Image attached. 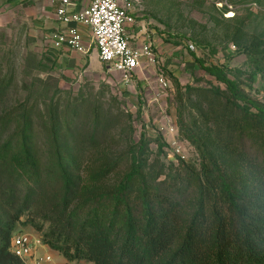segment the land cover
Segmentation results:
<instances>
[{"label": "trees", "instance_id": "trees-1", "mask_svg": "<svg viewBox=\"0 0 264 264\" xmlns=\"http://www.w3.org/2000/svg\"><path fill=\"white\" fill-rule=\"evenodd\" d=\"M188 50L210 81L176 83L178 127L198 161L152 159L146 132L133 136L132 111L123 147L104 161L111 112L55 103L43 114L37 104L0 114V264H25L12 249L22 217L68 260L264 264V100L223 63ZM242 50L257 52L264 72V38ZM9 84L1 81L0 98ZM157 143L159 151L168 144L161 135ZM123 163L112 186L86 187Z\"/></svg>", "mask_w": 264, "mask_h": 264}, {"label": "rangeland", "instance_id": "rangeland-1", "mask_svg": "<svg viewBox=\"0 0 264 264\" xmlns=\"http://www.w3.org/2000/svg\"><path fill=\"white\" fill-rule=\"evenodd\" d=\"M133 1L136 21L128 29L131 42H150L154 59L144 60L132 77L126 78L99 57L95 41L85 51L75 52L56 44L39 22L32 1L3 0L0 83L8 80L10 84L0 98V114L13 105L24 104H37L43 114L55 103V107L77 105L88 111L98 108L111 112L114 115L107 120L109 141L104 147L106 154L101 157L104 161L123 147V139L129 133L123 132L129 122L127 113L132 111L134 138L137 140L145 131L151 139L152 159L170 164L177 162L179 156L199 160L197 150L178 127L175 109L177 82L201 86L210 82L188 46L207 62L223 63L231 77L264 100V72L257 69L258 58L253 55L257 52L251 55L242 50L245 43L264 38V0ZM213 82L225 85L217 79ZM185 107L195 106L186 100ZM193 113V108H188L189 118ZM159 135L168 143L162 151L158 150ZM93 149L87 154L95 155ZM124 169L123 163L105 180L86 182V187L94 190L112 186ZM24 219L17 224V232L42 234L23 223ZM47 250L57 260L63 259L49 247ZM66 264L94 263L67 260Z\"/></svg>", "mask_w": 264, "mask_h": 264}, {"label": "built area", "instance_id": "built-area-1", "mask_svg": "<svg viewBox=\"0 0 264 264\" xmlns=\"http://www.w3.org/2000/svg\"><path fill=\"white\" fill-rule=\"evenodd\" d=\"M75 5L74 0H59L57 18L73 24L66 32L55 31L56 44L85 51L88 44L80 28L85 25L92 31L99 57L111 68L124 73L126 78L132 77L144 60L154 59L150 42L138 46L131 42L128 27L136 21L133 0H85L79 9ZM161 80L164 81V77ZM48 247L41 234L29 230L16 232L12 239L13 251L25 264L51 261L53 255L47 252Z\"/></svg>", "mask_w": 264, "mask_h": 264}, {"label": "crops", "instance_id": "crops-1", "mask_svg": "<svg viewBox=\"0 0 264 264\" xmlns=\"http://www.w3.org/2000/svg\"><path fill=\"white\" fill-rule=\"evenodd\" d=\"M10 1V0H9ZM11 1H26V0H11ZM32 1L34 3L35 8H37L36 16H39L41 19L39 22L44 24V27L48 33V35L51 36V38L55 39L53 34L55 31H61L66 32L69 29L70 24L73 23H66L63 21H60L57 18L56 9L59 4V0H28ZM76 1L75 8L79 9L83 6L85 0H74ZM3 0H0V5L2 4ZM133 25V24H132ZM131 27V25L128 27V29ZM81 31L83 33L84 39L87 41L88 47L92 44L94 41V36L92 34V31L89 29V27L85 25H80ZM129 31V30H128ZM133 36V34H132ZM141 45V44H138ZM136 45V46H138ZM64 48L71 50L72 52H75L74 49L68 47L67 45H63ZM50 248V247H49ZM52 249V248H50ZM54 250V249H52ZM58 254H60L58 251L54 250ZM47 252H49L47 250ZM53 255V254H52ZM61 255V254H60ZM62 260H57L54 258L51 261H45L43 264H66L67 258L62 255Z\"/></svg>", "mask_w": 264, "mask_h": 264}]
</instances>
